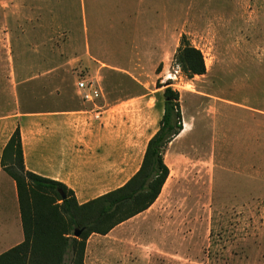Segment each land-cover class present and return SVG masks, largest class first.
Segmentation results:
<instances>
[{
    "label": "rangeland",
    "instance_id": "374dc122",
    "mask_svg": "<svg viewBox=\"0 0 264 264\" xmlns=\"http://www.w3.org/2000/svg\"><path fill=\"white\" fill-rule=\"evenodd\" d=\"M114 4L96 13L91 0H0V113L84 105L75 83L101 78L97 102L123 117L136 166L171 86L187 131L166 148L165 186L147 211L94 233L87 263L264 264V0H171L172 43L157 55L131 45L151 18L146 5ZM86 22L91 32L115 23L122 36L86 45ZM182 34L202 50L205 74L176 65Z\"/></svg>",
    "mask_w": 264,
    "mask_h": 264
},
{
    "label": "crops",
    "instance_id": "0c3cea01",
    "mask_svg": "<svg viewBox=\"0 0 264 264\" xmlns=\"http://www.w3.org/2000/svg\"><path fill=\"white\" fill-rule=\"evenodd\" d=\"M49 1L47 0L48 3ZM117 1L91 0L94 7L96 6L93 12L100 13L101 8L111 7L114 3V7H118ZM140 2L146 5V11L151 14V18L147 20L142 33L137 37L139 40L132 41L131 45L153 46L148 52L157 55L161 48L157 49V46H167L172 43L175 29L171 0L169 7L167 0H140ZM113 11L117 12V8ZM187 22L188 18L185 20L186 24ZM180 25L182 27L184 24L180 23ZM106 27L107 29L104 30L106 32L101 30L103 28L101 26L93 27L94 30L91 32L86 22L83 29V43L101 46L107 43L104 39L122 36V33L118 35L119 37L112 36V33L116 34L115 23H109ZM93 36L98 41L93 42L91 40ZM96 58L104 63L105 59ZM17 127L21 132L26 169L63 182L75 192L79 203H85L122 186L139 169L147 143L156 132L147 138L138 164L133 166L130 163L131 156H127L129 161L126 163L123 117L119 120V117L109 114V109L97 101L84 102V105L74 107L53 105L30 109L22 105L21 111L13 113L12 110L6 109L0 113V254L24 240L16 183L1 165L4 147ZM183 127L180 133L187 131L186 123ZM130 149H127L128 152ZM7 184L11 189H8ZM130 219L116 227L127 223ZM116 227L104 236L109 235ZM93 235L97 234H92L87 244L94 237ZM85 262L89 264L86 253Z\"/></svg>",
    "mask_w": 264,
    "mask_h": 264
},
{
    "label": "trees",
    "instance_id": "16d2710c",
    "mask_svg": "<svg viewBox=\"0 0 264 264\" xmlns=\"http://www.w3.org/2000/svg\"><path fill=\"white\" fill-rule=\"evenodd\" d=\"M174 61L188 78L207 70L202 50L185 34ZM163 95L164 111L139 169L122 186L85 203H79L63 182L26 169L20 128L15 129L4 147L1 165L16 183L24 240L0 254V264H86L92 234L106 235L154 204L169 176L166 148L184 129L179 92L166 86ZM76 230H80L77 236Z\"/></svg>",
    "mask_w": 264,
    "mask_h": 264
},
{
    "label": "built area",
    "instance_id": "2783aa9c",
    "mask_svg": "<svg viewBox=\"0 0 264 264\" xmlns=\"http://www.w3.org/2000/svg\"><path fill=\"white\" fill-rule=\"evenodd\" d=\"M76 94L84 102L97 101L103 95L101 78H82L76 82Z\"/></svg>",
    "mask_w": 264,
    "mask_h": 264
},
{
    "label": "water",
    "instance_id": "95a60500",
    "mask_svg": "<svg viewBox=\"0 0 264 264\" xmlns=\"http://www.w3.org/2000/svg\"><path fill=\"white\" fill-rule=\"evenodd\" d=\"M63 196H64V194H63ZM79 233H80V230H76V231H75V235H76V236L79 235Z\"/></svg>",
    "mask_w": 264,
    "mask_h": 264
}]
</instances>
